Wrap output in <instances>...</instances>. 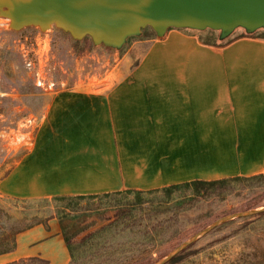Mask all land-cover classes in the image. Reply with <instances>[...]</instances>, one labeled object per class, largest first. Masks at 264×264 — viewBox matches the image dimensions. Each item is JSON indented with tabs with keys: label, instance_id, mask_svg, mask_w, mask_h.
<instances>
[{
	"label": "crops",
	"instance_id": "crops-1",
	"mask_svg": "<svg viewBox=\"0 0 264 264\" xmlns=\"http://www.w3.org/2000/svg\"><path fill=\"white\" fill-rule=\"evenodd\" d=\"M146 41L109 89L55 92L1 194L98 195L264 172V38L210 46L170 28ZM35 256L70 263L56 218L19 231L0 264Z\"/></svg>",
	"mask_w": 264,
	"mask_h": 264
},
{
	"label": "rangeland",
	"instance_id": "rangeland-1",
	"mask_svg": "<svg viewBox=\"0 0 264 264\" xmlns=\"http://www.w3.org/2000/svg\"><path fill=\"white\" fill-rule=\"evenodd\" d=\"M154 36L155 31L147 26L141 34L130 36L121 48L94 44L91 49L78 53L75 38L63 28L53 24L41 29L31 24L16 29L0 12V180L31 147L56 91L109 89L140 60L149 45L146 39ZM28 61L33 62L32 69L28 68ZM37 73L44 82L42 86L37 84ZM133 203L142 205L139 209L136 206L131 214L136 215L133 220H139L138 230L157 224L152 229L154 233L141 238L135 232L124 230L122 223L108 241L112 248H117L122 244L130 246L132 240L145 239L152 252L142 255L137 264H154L216 219L262 207L264 177L232 180L224 193L205 197L196 194L194 186L188 184L59 200L49 197L48 201L18 199L0 193V237L6 238L0 239V249L12 242L17 231L36 223L39 217L53 213L60 223L59 217L69 215L66 219L63 217V224L79 229L77 238L80 239L93 231V226L108 223L110 217L130 213L123 212ZM62 207L65 209L61 210ZM101 251V244L77 247L81 261L89 253L97 255L94 264L120 263L113 262L116 254L110 256V262ZM175 257V261L167 264H245L263 259L264 212L222 223Z\"/></svg>",
	"mask_w": 264,
	"mask_h": 264
},
{
	"label": "water",
	"instance_id": "water-1",
	"mask_svg": "<svg viewBox=\"0 0 264 264\" xmlns=\"http://www.w3.org/2000/svg\"><path fill=\"white\" fill-rule=\"evenodd\" d=\"M0 12L14 28L53 24L75 39L90 35L94 44L121 48L130 36L150 26L158 37L170 28L219 30L224 39L236 28L264 29V0H0ZM259 208L224 215L173 248L154 264H167L179 252L222 223L256 216Z\"/></svg>",
	"mask_w": 264,
	"mask_h": 264
},
{
	"label": "trees",
	"instance_id": "trees-1",
	"mask_svg": "<svg viewBox=\"0 0 264 264\" xmlns=\"http://www.w3.org/2000/svg\"><path fill=\"white\" fill-rule=\"evenodd\" d=\"M150 27V26H148ZM151 28V27H150ZM184 29V28H183ZM188 30H191L195 32L200 41L203 44L210 45V46H226L229 43L233 42L237 38L241 37H252V38H264V29H257L253 32H247L244 28H236L229 36H227L224 39L219 38L220 31L211 29V28H206L204 30H197V29H189L185 28ZM156 34V33H155ZM74 43L76 44V51L78 53H82L85 50H89L93 47L94 42L92 40V37L90 35H86L82 39H73ZM106 46V45H105ZM109 47V46H106ZM110 48V47H109ZM139 63V60L133 65V67L137 66ZM255 177H264V172L260 174H256L253 176H248V177H227V178H220V179H211V180H205V179H195L189 182L185 183H180V184H188V185H193L195 188L196 194H202L203 197L208 196V195H220L224 193L225 188H227L228 183L231 182L232 180H237V179H250V178H255ZM178 184V185H180ZM171 186V185H170ZM166 188V187H165ZM128 191V190H127ZM130 191H135V192H141V190H130ZM118 193V192H116ZM116 193H105V194H98V195H57L51 197L52 199L59 200V199H65V198H73V197H84V196H101V195H107V194H116ZM44 200L48 201L49 197L43 198ZM49 204V203H48ZM141 208L142 205L141 203H133L129 204L128 208L125 209V212H123L126 215H116L113 219L110 217V220L108 223L106 222L105 224H102L98 227L93 226V223L89 224L92 225L95 229L93 231H89L87 234L83 235L80 239L77 238L80 230L75 229L73 226H68L63 224V217L66 219L67 214H63L60 219L61 223V228H62V233L65 239V242L69 248L70 254H71V261L69 264H81L82 261L84 264H94L93 261L95 260V256L88 255L87 253L86 258L82 259V261L79 259L78 253H77V247H86L88 245H93L95 244H101L102 246V251L100 254L103 256H107L108 260H110V256L115 255V258L113 262H118L120 261L121 264H132V263H139L140 259L143 257L142 255H145L146 253L152 252L151 250V245L148 244L145 239H140V241L137 240H132V244L130 246H125L122 244V246L119 247H114L112 248V244L108 241L109 236L111 233L114 231L116 232L119 228V224L124 223L125 227H123L124 230H129L130 232H135L137 236H140L141 238H147L148 236L152 235L154 233L152 231L153 228H156L157 224H153L152 227L148 228L147 226L142 227L144 229L138 230V223L139 220H133L136 215H131L133 214V211L135 207ZM65 209V207H62V209ZM55 216L52 214H49V216L45 218L39 217L36 223L27 225L26 227H23L19 231H22L26 228H29L35 224L38 223H46L49 219L54 218ZM142 225H144L142 223ZM146 225V224H145ZM88 226V225H87ZM88 229V228H87ZM17 231L16 234L19 232ZM118 232V231H117ZM16 234H14L12 238V242L8 245H5L3 248L0 249V254L9 252L14 249L15 247V240H16ZM0 239L6 240L5 237H0ZM74 239V240H73ZM11 240V239H9ZM117 250V251H116ZM94 252V251H92ZM91 253V252H90ZM174 257L170 262L175 261ZM92 262V263H91ZM112 263V262H111ZM109 263V264H111ZM119 263V264H120ZM4 264H48V261L40 258V257H24L20 258L8 263ZM95 264H101V263H95ZM105 264V263H104ZM245 264H264V258L263 259H256L254 261H249L246 262Z\"/></svg>",
	"mask_w": 264,
	"mask_h": 264
},
{
	"label": "built area",
	"instance_id": "built-area-1",
	"mask_svg": "<svg viewBox=\"0 0 264 264\" xmlns=\"http://www.w3.org/2000/svg\"><path fill=\"white\" fill-rule=\"evenodd\" d=\"M27 65H28L29 69L33 68V62L32 61H28ZM37 84L40 85V86H42L44 84L43 80L39 76V73H37Z\"/></svg>",
	"mask_w": 264,
	"mask_h": 264
}]
</instances>
